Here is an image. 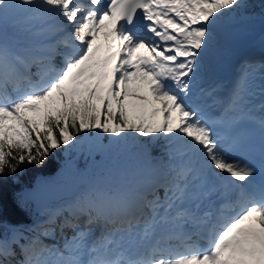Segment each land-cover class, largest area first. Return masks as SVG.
Masks as SVG:
<instances>
[{
  "label": "snow or ice",
  "instance_id": "snow-or-ice-1",
  "mask_svg": "<svg viewBox=\"0 0 264 264\" xmlns=\"http://www.w3.org/2000/svg\"><path fill=\"white\" fill-rule=\"evenodd\" d=\"M243 7L242 0H0V176L42 165L92 130L114 141L163 138L156 159L170 172L151 191L89 193L27 228L30 235L11 229L0 235V264H264V101L258 116L246 109L253 65L242 66L222 112L190 100L193 81L223 54L222 18ZM10 9L28 14L29 38L19 47L6 32ZM245 113L259 126V182L251 160L229 156L249 150L236 131ZM223 173L240 189L236 200L202 209L207 177ZM57 231L62 247L43 243Z\"/></svg>",
  "mask_w": 264,
  "mask_h": 264
},
{
  "label": "trees",
  "instance_id": "trees-1",
  "mask_svg": "<svg viewBox=\"0 0 264 264\" xmlns=\"http://www.w3.org/2000/svg\"><path fill=\"white\" fill-rule=\"evenodd\" d=\"M247 4L248 6L245 5V8L247 12H251L250 8L254 4L263 6L264 0L251 1ZM228 14L225 13L222 18L223 23L226 22ZM8 23L13 36L24 41L25 37L21 34L20 24L13 20H9ZM99 136L103 142V150L100 152H94L86 146L83 132H81L77 134L74 142H70V147L62 145L60 148L52 150L42 165L24 164L14 174L0 176V235L8 234L12 226L15 225H24L26 228L37 217L33 205L27 203L21 196L22 189L32 186L37 177L48 176L54 186L59 184V180L61 182L62 178L65 179V184L76 183L78 186L79 177H68V171L90 170L99 160L119 158L120 154L125 152H139L145 145L153 151L163 154L167 143L163 138L149 139L139 136V134L138 137H135V134H130L115 141L108 134L99 133ZM56 234L59 235L58 241L63 239L59 231ZM25 235H30V233L25 232ZM49 238L50 235L46 236V239Z\"/></svg>",
  "mask_w": 264,
  "mask_h": 264
},
{
  "label": "rangeland",
  "instance_id": "rangeland-1",
  "mask_svg": "<svg viewBox=\"0 0 264 264\" xmlns=\"http://www.w3.org/2000/svg\"><path fill=\"white\" fill-rule=\"evenodd\" d=\"M251 1L254 2L256 0H242L243 4L246 6H248L247 3L251 2ZM250 9H251V12H247V9L245 7H243V8L236 9L232 13L228 14L226 22L223 23V25H224L223 53H224V49H225V39L229 36V34L231 33V30L232 31L238 30V27H242V29H244V30H251L253 32H258L259 37L257 38V41H256L259 44V46L257 48L258 53L257 52L254 53L255 56H258V58H257L258 62H255V65L253 68L257 72H261L264 76V66H262V65H264V5L260 6V5L254 4L253 7ZM23 12L24 11L21 9H10L8 14H7L8 15L7 21L10 19L18 21L20 23V26H21L22 34L26 37V40H27L29 38V33L27 31H25V28H26L25 19H26L28 14L25 15V13H23ZM6 32H7V34L10 33V29H9L8 24H7ZM14 41L18 42L15 39H14ZM19 46H21V45H19ZM219 59L216 62H218ZM210 75H211V71L209 69L206 72H203V75L199 76V78L196 80L213 81V78H209ZM135 137H138V134H135ZM84 141L94 151L100 152L103 148L102 140L95 130L88 132V133H85L84 134ZM150 151L151 150H149V146H148V154H145V152H141L137 155H133V154L129 155L127 153L128 155L123 154L120 160H110L108 162H110L111 166L118 168V171H123L124 169H126L130 165H139V164H142L143 162H145V164L153 167L152 172L154 175V180L152 179V182L157 183L156 186H158V185L162 184L161 180H162L163 174L165 173V166L166 165H161L157 162L156 158H158L162 154L158 155V154L150 152ZM147 157H153V160L148 161L146 159ZM163 168H164V170H163ZM73 172H74L73 170L68 171V177H72V176L79 177L78 179L80 180V182L82 184L81 191L72 192V191H74V186H75L74 183L70 184L69 186H66V187L62 186L61 188L58 187L56 189H57V193L63 191L62 193H60L61 195H64V194L72 195L73 194V199H75L76 201H78L79 199H81L82 197L86 196L89 193H94V192L98 191L99 186H102L104 188V190H108L107 189L108 186L117 184V181L114 179V177L107 175L106 167H104L102 162H98L94 166V169L92 170V172L90 174L87 171L74 172V173ZM119 174H120V172H119ZM63 175H65V174H63ZM64 180L65 179L62 178L61 181H64ZM60 183H63V182H60ZM142 187H143V185H142ZM57 196H59V195H56V198L54 199L55 202L58 199ZM61 204L63 205V203H61ZM64 205H66V204H64ZM56 211L57 210L56 209L54 210L53 208L48 209V210L43 209L42 212H44V217H42V219H40V222H38V223L43 224L45 222V220H47L48 217ZM30 227H33V225H30ZM66 231L69 232L68 236H71L70 230H66ZM98 232H99V230L97 229L96 234H94V235H99ZM9 234H10V232H9ZM50 238L51 239H46L45 237H41L44 244L56 245L57 244L56 235L55 234L50 235ZM62 245H63V241H62V243H60V245H56V246L62 247Z\"/></svg>",
  "mask_w": 264,
  "mask_h": 264
},
{
  "label": "water",
  "instance_id": "water-1",
  "mask_svg": "<svg viewBox=\"0 0 264 264\" xmlns=\"http://www.w3.org/2000/svg\"><path fill=\"white\" fill-rule=\"evenodd\" d=\"M21 194L26 202L33 204L36 212L43 207L51 206L55 199L48 176L37 177L32 186L22 189Z\"/></svg>",
  "mask_w": 264,
  "mask_h": 264
},
{
  "label": "bare ground",
  "instance_id": "bare-ground-1",
  "mask_svg": "<svg viewBox=\"0 0 264 264\" xmlns=\"http://www.w3.org/2000/svg\"><path fill=\"white\" fill-rule=\"evenodd\" d=\"M23 13H25V15H27L26 12H23ZM238 29L241 31L242 30V27H238ZM231 32H233V31L231 30ZM257 34H258L257 32H255L253 34L254 36H256L255 39H254V42H253L254 43L253 50L258 53L257 48H258L259 44L256 41H257V38L259 36L257 37ZM225 50H226V45H225ZM220 65H221V61H220V63L219 62L218 63L215 62L211 66V68H210L211 75L209 76V78H213V76L215 75L216 71L219 69V66ZM201 75H203V73H201L200 76ZM193 83H194V81H193ZM249 85H250L251 96L257 98L260 102L264 101V95H262L261 92H260L261 87L264 86V76H263V74L261 72H257L253 68L251 70L250 77H249ZM141 166L148 167L150 170L153 169V167L148 166L147 164H145V162H143ZM139 167H140V165L139 166L138 165L135 166L134 167V170H138ZM112 169H114V167ZM163 170H164V168H163ZM169 180H170V172L167 169V167L165 166V173L163 174V177H162V180H161L162 181V184L168 182ZM108 189H110V187H108ZM99 190H104V188L102 186H99L98 187V191Z\"/></svg>",
  "mask_w": 264,
  "mask_h": 264
}]
</instances>
